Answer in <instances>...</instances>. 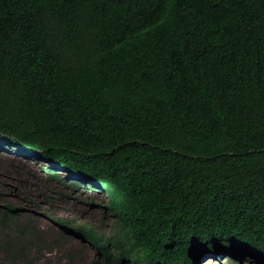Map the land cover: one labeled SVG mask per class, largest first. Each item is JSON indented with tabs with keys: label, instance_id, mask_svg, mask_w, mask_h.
Here are the masks:
<instances>
[{
	"label": "trees",
	"instance_id": "16d2710c",
	"mask_svg": "<svg viewBox=\"0 0 264 264\" xmlns=\"http://www.w3.org/2000/svg\"><path fill=\"white\" fill-rule=\"evenodd\" d=\"M0 151L106 193L55 219L101 264H264V0H0ZM19 211L1 262L52 243Z\"/></svg>",
	"mask_w": 264,
	"mask_h": 264
},
{
	"label": "rangeland",
	"instance_id": "374dc122",
	"mask_svg": "<svg viewBox=\"0 0 264 264\" xmlns=\"http://www.w3.org/2000/svg\"><path fill=\"white\" fill-rule=\"evenodd\" d=\"M68 184L69 188L65 189L60 184L49 181L43 166L26 154L0 151V204H11L20 208V222L29 218L52 242L46 248L42 246L27 252L24 259L0 261V264H101L93 250L80 239L69 234L61 236L62 231L55 219L74 220L76 224L89 222L99 233L110 234L116 224L109 211L85 203L89 199H95L100 204L102 201L105 203L106 193L83 186L73 192L75 185L70 181ZM59 236L63 239H58ZM55 240H59V244ZM67 252L73 254V259ZM221 260L222 264H235L225 261L223 257ZM205 261L202 264H219L216 258L210 257ZM239 264L255 263L240 261Z\"/></svg>",
	"mask_w": 264,
	"mask_h": 264
}]
</instances>
